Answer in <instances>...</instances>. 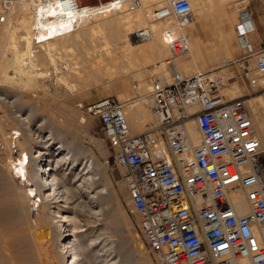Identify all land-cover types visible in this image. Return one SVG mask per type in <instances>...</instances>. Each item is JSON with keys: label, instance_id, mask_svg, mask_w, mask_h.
Masks as SVG:
<instances>
[{"label": "built area", "instance_id": "2783aa9c", "mask_svg": "<svg viewBox=\"0 0 264 264\" xmlns=\"http://www.w3.org/2000/svg\"><path fill=\"white\" fill-rule=\"evenodd\" d=\"M58 1L74 14L56 35L77 29L83 11L90 18L121 5L129 10L142 5V0ZM14 2L0 0V24ZM152 16L173 20L179 28L195 21L191 0H167ZM254 29L252 11L240 8L234 31L241 53L223 60L224 68L233 66L240 79L211 69L183 75L170 67L166 81L153 74L148 95L155 123L149 128L133 133L113 95L84 106L98 118L110 155L123 169L137 226L156 264H264V150L245 105L255 92L264 96V45L252 43ZM164 33L171 57L189 51L185 33L173 35L169 27ZM132 35L148 40L152 30L142 26ZM252 70L262 79L259 84ZM233 80L240 86L242 81L245 91L232 88ZM192 121L199 131L197 143L189 130ZM17 138L12 132L6 145L0 133V152L8 146L16 153ZM232 192L243 193L246 212L237 211Z\"/></svg>", "mask_w": 264, "mask_h": 264}, {"label": "bare ground", "instance_id": "6f19581e", "mask_svg": "<svg viewBox=\"0 0 264 264\" xmlns=\"http://www.w3.org/2000/svg\"><path fill=\"white\" fill-rule=\"evenodd\" d=\"M82 1L93 4L98 0ZM221 1L223 0H219V2ZM166 2L167 0H142V5L133 10H129L125 5H121L108 13L95 15L90 18L87 16V12L83 11L80 13L81 23L77 29L56 35L57 27L64 26L74 13L71 10H63L58 0L49 2L32 0L30 4H23V6H25L22 8L23 10L19 12V18L17 19L16 17L15 21H17L12 24L15 26H13L15 29L11 24L8 27L5 33V41L6 39L12 40L18 33V39L22 43L20 47L19 45L16 46L14 43L10 47L12 49L10 53L9 50H7L8 54L5 53L7 63L0 60V98L6 93L3 86L8 85L13 88V93L8 100L11 103L10 108H12L11 112L13 118L22 126L20 130H18L17 127H12L9 131L7 130V132H5L1 127V123L5 122L9 117L4 118V120L0 116V130L4 137L5 144L7 145L9 143L12 132L18 134V138L15 141L17 152L13 153L8 146H6L4 150L8 151L6 165L10 178L9 180L13 183L12 185H14L16 191V208L21 212L16 222L19 226V228L17 227L19 232L22 233L21 237H18L17 255L15 254V256L20 258L17 257V259L21 261H18L19 264H84L86 262L87 264H91L90 252L88 253L87 244L83 241L87 232L80 234V241L75 240L77 237L75 233H78L77 230L81 227L80 222L85 221V224H87L86 226L92 227L91 223H96L97 221L94 220V218H90V215L82 213V208H80V206L85 205L89 208L91 213L103 211L106 199L102 194L104 190H97L94 184L97 172L103 171L106 167L103 168L98 162L94 163L91 153L86 155L84 159L85 162L82 164L81 169L78 167L79 165L76 164L77 157L75 156L74 141V134L77 127L73 125V121L75 120L77 125L82 127L81 129H86V127L90 125V121L83 114L76 115V109L75 111L74 108L72 110V108L63 102L58 105L50 103L48 98L44 97V94L45 92L48 93L51 91L54 86V90L59 88L62 89L65 96L73 95L80 88L79 85L73 84L75 79L76 81L82 80L80 86L83 87L86 85H101L105 87L106 85H110L112 90L117 92H115L118 96L117 99H121L124 96H122V94L127 89V82H129L127 81L129 80L127 78L129 73L127 66H131L130 68H132V70H139L143 65L151 64L155 74H159L161 80L165 79V76L163 77L161 73H165V71H169V69L162 65V61L165 53L168 54L169 48L164 29L169 27L173 35L180 32L185 33L189 39V51L192 53L190 54L194 57L193 50L191 51L190 39L192 41V48L194 49L195 39H198V37L195 38V36H193L191 27L197 26L200 23H206L204 19H206L205 17L209 13V10L213 11V5L216 0H191L195 13V21L190 24L191 27L188 29L186 27L189 25L179 28L177 23L170 19L153 18V9L157 6L166 4ZM12 9L11 11H13ZM117 12H119V14ZM7 16L9 15L7 14ZM7 19L6 17V21ZM6 21L1 23L0 27ZM92 24L96 25L92 26ZM142 26H147L152 30V36L148 40H143L144 43L134 38L132 35L136 28ZM0 30H2V27ZM103 30L108 32V39L110 38L109 41L112 42L113 45V48H110L106 44V48L103 52L105 55L103 57V53L100 54L99 50V52L96 51V53L93 52L89 55V52L84 50L86 52V66L85 68L83 67L84 69L77 67L76 63H74L76 64V66H74L72 64L73 62L70 64V62L64 61V63L60 61L63 64H59L60 62L56 56L59 51L70 49L76 44L80 45L79 43L85 39L84 37H86V35H89L88 33H91L92 36V33L98 34V32H102ZM0 35L2 37V33H0ZM34 36L39 38V42L34 41ZM113 52H117L121 54V56L113 54ZM119 59H123L122 62L120 60L122 66L119 65ZM176 59V61L174 59L170 60L172 65H170L169 60L165 64L185 75L186 69L189 70V67H192L190 59L187 57ZM80 64L79 62L78 65ZM82 65H85V63ZM157 66L160 68V71L157 70ZM52 74H55L54 78H52ZM254 75L256 76L258 74L252 70V77L255 78L256 84H259L262 79ZM49 79L52 80L53 86L47 83L46 80ZM231 86L232 88L242 90L241 86L235 80L232 81ZM146 88L149 89V85ZM251 100L262 102L264 101V96L258 94L252 99L245 100V105L247 106ZM42 102L48 104L49 108L56 111L58 115L62 114L63 118V120H61L62 129L59 128L61 129L59 131L60 137L52 151L44 150L42 146H39L40 143L38 144L34 139L35 137L31 132V128H29L33 112H40L46 108L42 105ZM39 103H41V105ZM121 104L128 124L129 118L131 117L138 118L141 123H147L146 121L149 120L151 108L148 94L139 102L138 110H136L131 117L128 116L126 109V106L130 103L125 104L124 102ZM248 109L251 112L256 126L252 111L249 107ZM49 112L46 117L50 119ZM44 118L45 117H43V119ZM6 121L10 122V125H12V121H9V119ZM50 121V123H53L54 120L51 119ZM56 121L59 122L60 120ZM134 121H132V123H134ZM138 123L133 124V127L131 126L133 129H131L129 124L131 131L140 132L143 130L146 124L142 125ZM154 123L155 116L154 121L148 128L153 126ZM58 127L61 126L59 125ZM261 127L264 128L263 118H261ZM53 130V128H49L51 135L54 134ZM189 130L193 142L197 143L199 140V131L193 121L189 122ZM262 147L264 150L263 142ZM69 160L71 164L70 171L67 172L65 170L66 172H62L63 170L57 168L58 164L65 166ZM68 174H72V177L68 176ZM112 197H114L116 201L118 211L111 216V220L114 225H116L117 229L118 227L120 228L119 223H121V220H125V218L119 209L118 197L114 194ZM231 197L239 213L248 210L243 193L232 192ZM91 216L93 217L92 214ZM102 228L107 229L104 224ZM99 236L100 234L96 236L93 242L95 243L98 241L101 250L107 253L109 259L106 261H108L109 264H118V253H115L114 241L110 240V238L108 239V237H103L104 235L101 237ZM123 238L124 240L126 239L125 237ZM123 238L121 240L120 249H123L124 245L126 246V244L129 243L125 242L124 244ZM91 240L92 239H90V241ZM131 240L134 247L132 254L134 255H131V257L129 256L128 260L130 259L131 261L133 258L134 262L137 264H152L142 242H136L137 240H135L134 237H132ZM74 241L80 242L79 245L81 248L79 251H75ZM128 247L129 244L124 249L126 250ZM127 250L131 251L129 248ZM53 253L57 255L56 261L52 259ZM130 253L131 252H129V254ZM80 254L82 255L81 259L78 256Z\"/></svg>", "mask_w": 264, "mask_h": 264}, {"label": "rangeland", "instance_id": "374dc122", "mask_svg": "<svg viewBox=\"0 0 264 264\" xmlns=\"http://www.w3.org/2000/svg\"><path fill=\"white\" fill-rule=\"evenodd\" d=\"M31 2H32V0H15L14 4L12 6V8L13 7H15V8L12 9L13 11L8 12L9 16H7V18H8L7 21L1 25L2 30H0V33H2V37L0 35V41L1 40L2 41L0 42V60L4 63H7V57L5 54V53L8 54L7 50H9V53H10L12 51V49L10 47L14 43L16 46L19 45V47L22 45V43L18 39V33L14 37L15 39L14 38H12V40L6 39V41H5V38H6L5 33L7 32V29L10 26V24L12 25L13 23H15L17 21V20L15 21L16 17H17V19L19 18V16H20L19 12L21 10H23L22 8L25 6V5L23 6V4H30ZM220 3H221V5H220ZM213 6H214L213 11L209 10V13L205 17L206 19H204V21L207 24H209L208 27H204L198 34L196 33V30H193L194 35H199V41H200L201 48H202V57H195V56L193 57V55H191L192 53L190 51L187 52L186 54H183V55L171 57L170 51L168 49V54L165 53L166 57L164 56V59L162 61V65L164 67L166 66L167 69H169V71L166 70L165 73H161V75L163 77L165 76V79H163V81H166V79L167 80L170 79V73H169L170 67L168 65H166L165 63L168 60L170 61V60L174 59L176 61L177 60L176 58H186V57L188 59H190L192 67L190 66L189 67L190 69L188 68L189 70L186 69L185 75L193 74L194 72H196L197 69H199V70H210L211 69V70H221L222 72L225 71V72L229 73V75H231V76L236 75V77L238 79H240L236 69H234L233 66L229 67L227 69L224 68L223 58L226 59V58L236 57V56L240 55V53H241V50H240V48L237 44L236 38H235V31H234V26H235V23L237 21L238 11L240 8L245 7L247 9L251 10L253 12V16L259 21L260 26L262 28H264V0H223L221 2H219V0H216V2L214 3ZM222 11L223 12L228 11V14H229V16L233 22V24L230 25L229 21H227V20L225 21V33L227 34V44L225 46L226 47L225 49L223 48L222 44L220 43L219 33L217 32V29H216V20H217V22H219V15L223 13ZM17 12H18V14H17ZM12 13H13V15H12ZM117 13L119 14V12H117ZM95 25L96 24H94V25L92 24V26H95ZM13 26L14 25H12V27ZM1 27H0V29H1ZM190 27L191 26L189 25L186 28L188 29ZM4 30H5V32H4ZM106 32L107 31L103 30L102 32H98V34L92 33V36H91V33H88L89 35H86V37H84L85 39L82 40L81 43H79L80 45L76 44L74 47H72L70 49H67L64 51H59V53H57V55H56L58 57V61L59 62L65 61L68 63L70 62V64H71V62H73L72 64L74 66H76V64H77V67H81V68L84 67L85 68V66H86V60H85L86 59L85 58L86 52L85 51H88L89 52L88 55H89L90 53H93V52L96 53V51L99 50L100 54H101L104 52V49L106 48V44L110 48H113L112 42L109 41L110 38L108 39V35H107L108 32L107 33ZM104 33H106V34H104ZM106 35H107V37H106ZM88 36H90V37H88ZM16 40H17V42H16ZM141 42L144 43V41H141ZM190 42H191V51L193 50L192 52L194 54V49L192 48L191 39H190ZM82 44H83V46H82ZM6 48H8V49H6ZM225 50H226V52H225ZM113 54H117L118 56H121V54H119L117 52H113ZM104 55L105 54L103 53L102 57ZM120 60L122 62L123 59L118 60L119 65L122 66V63L120 64ZM204 60H210V63L208 65L203 66L202 61H204ZM81 61H84V62H81ZM61 62L59 64H63ZM79 62L81 63L80 65H78ZM74 63H76V64H74ZM84 63H85V65H82ZM124 63H123V65H124ZM87 66H88V64H87ZM130 67L131 66H127L128 70H129L128 71L129 73L127 76V78L129 80H127V81H129V82H127L126 91H124V93L122 94V96L124 95L123 96L124 98L123 97L121 99L118 98V100L121 103H124V102H125V104L130 103L129 105L126 106L127 113H128L129 117L133 116V114L136 112V110H138L139 102L144 99V96H147L149 89H147L146 87H148V85L150 83V78L152 77V75L155 74V71L152 68L151 64H147V65L145 64L139 70H132V68H130ZM157 70L160 71V68L158 67ZM51 76H52V78H54L55 74H52ZM257 76L258 75H256L255 77H257ZM51 79L46 80V81L48 84L53 86ZM106 80H108V79H106ZM80 82H82V80L76 81L74 79L73 84L79 85V87L80 88L82 87V88L81 89L79 88L77 90V92L73 95L65 96L64 91L62 89L59 88V89L54 90V86H53L52 90L49 91L51 93L45 92V94H44V97L48 98L50 103L58 105V104H62V102H63L65 104H67L70 108H72V110H73V108H74V111L76 109V111H77V112L75 111L76 115L83 114L90 121V125L88 127H86V129H81L82 127L78 126L77 123L75 122V120L73 121V125L77 127V130L74 134V141H75V156L77 157L76 164L79 165L78 167L81 169L82 164L85 162L84 159H85L86 155H88L90 153L93 155L94 163L98 162L103 168L106 167L103 171L97 172V174L95 176V184H94V186H95V188H97V190H100V189L104 190L102 192V194L106 197V199H105L103 211L99 212V213H91L89 208L86 207L85 205L80 206V208H82L81 209L82 213L90 215V218H92V219L94 218V220H97V221H96V223H91V226L93 228L86 226L87 224H85L86 223L85 221L80 222L81 227L77 230L78 233H75L77 235V237H76L77 239L75 238V240L80 241V239H81L80 234L87 232L86 236H84L83 241H84V243L87 244V245L86 244L85 245L87 246L88 253L90 252L89 255H90L91 264H109V262L106 261L107 259H109V257H107V253H105L104 251L101 250L98 241L95 243L93 242V240L96 238V236L98 234H100L99 237L104 235L103 237H105V238L108 237V239L110 238V240L114 241V247L117 250V252L115 250V253L116 254L118 253V256H117V260H118L117 263L118 264H137L136 262H134L133 258L131 259V261H130V259L128 260L129 256L131 257V255L132 256L134 255V254H132V252H133L132 250L134 247L132 245V240H131V238L134 237V239L137 240L136 242H140V241L142 242V244L144 245V247L148 253L149 259L151 260L152 264H156L154 259H153L152 254H151L150 250L148 249V246H147V244H146V242H145V240H144V238H143L142 234L140 233L139 228L137 226V214L133 210V206L128 199L126 183H125L123 176H122L123 169L118 164H116L114 162L112 156L110 155V150L106 145L105 139L103 138V134H102V130H101L98 118L89 114L84 108V106L87 102H89V101H91V100H93V99H95L101 95L110 94V95H113L115 98H117L118 97L116 94L117 92L113 91L110 85H108V86L106 85V87L101 86V85H98V86L86 85L83 87V86H80L81 85ZM241 86H242L241 88H243L245 91V87H244L242 81H241ZM3 87L6 91V93L3 94L2 97L0 98V106H1L0 107V116L3 119L9 117L8 119H9V121H12L11 122L12 125H10V122L6 121L8 119H6V120L4 119L5 122L1 123V127L5 132H7V130L9 131L10 128H12V127H17L18 130H20V128H22V126L20 125V123L17 120H15L13 118L12 112H11L12 108H10L11 103L8 100L10 95L13 93V88L11 86H8V85L7 86L5 85ZM127 90H128V92H127ZM125 94H126V96H125ZM258 94H259L258 92H255L254 94L246 97L245 100L247 101L248 99H252V98L256 97ZM4 97H6V98H4ZM136 102H138V103H136ZM252 102H254V103H252ZM39 104L41 105V103H39ZM134 104H136V105H134ZM42 105L45 106L47 109L45 108L46 110L43 109L40 112L36 111V113H35V111L33 112L32 120H31V123L29 124L30 125L29 128H31V132L33 133V136L35 137L34 139L37 141L38 144L40 143L39 146H42V148L44 150L52 151L54 149V147L56 146V143L60 137L59 131L62 129V125H61L62 121L61 120H63V118H62L61 113H60L61 115H58V113H56V111H53L52 108H49L48 104L42 102ZM247 106L252 111L253 117L255 118V121H256V129H257V131H259L258 133L261 137V140H263L262 142L264 143V132H263L264 128L261 127V118L264 119V101L256 102L254 100H251L247 104ZM48 112H49L50 119H49V117H46V115H48ZM43 117H45V118L43 119ZM51 119L54 120L53 123H50ZM56 120H60L59 121L60 123ZM131 120L132 121L135 120L134 123H132ZM153 121H154V114H153L151 109H150L149 120L146 121L147 123H141V121L135 117L129 118L130 127L131 126L133 127L134 126L133 124L138 123V122H139L138 124H142V125L146 124L145 127L143 128V130L148 128V126ZM56 122H57V124H56ZM59 125L61 127H58ZM132 127H131V129H133ZM49 128L54 129L53 130L54 134H52V135L50 134L51 132L49 131ZM59 128H61V129H59ZM56 129H57V131H56ZM132 132L137 133L134 130ZM0 133H1V130H0ZM7 153H8L7 150L0 152V237H2V238H0V264H10V263L11 264H15V263L19 264V262H21L19 260L20 258L18 256H15V254L17 255L16 250H17L18 237H21L22 233L19 232V229H18L19 226L16 224V222H17L18 216L21 215V212L18 211V209L16 208V203H17L16 191L14 189V185H12L13 183L9 180L10 178L8 175V170H7V165H6ZM56 155H57V152H56ZM57 168H60L61 170H63L62 172H64L65 170L67 172L70 171V169H71L70 160L68 161V163L65 166H62V164H58ZM68 176L72 177V174H68ZM73 181H75V180H73ZM113 194L116 197H118L117 200H118V203L120 205L119 209L121 210V212L125 218V220L124 219L121 220V223H119L120 228L118 227L117 229H116V225H114V223L111 220V216L118 211L116 201H115L114 197H112ZM15 201H16V203H15ZM15 210H17V211H15ZM91 214L93 215V217L91 216ZM71 215H73V214H71ZM93 224H95V225H93ZM103 224L107 229L102 228ZM19 233H20V236H19ZM105 234H106V236H105ZM123 237L126 238L125 239L126 241L124 240ZM122 238L124 240V244H125V242L126 243L129 242L128 248L131 251L127 250L128 248H126V250L124 249L126 246H128V244H126V246L124 245L123 249H120L121 243H122L121 242ZM90 239H92V240L90 241ZM99 239H101V238H99ZM79 244H80V242L74 241L75 251H79V249L81 248ZM136 244H138V243H136ZM129 252H131V253L129 254ZM78 256L81 259L82 255L80 254ZM17 257L19 259H17ZM13 258H15V259H13ZM52 259L54 261L57 260L56 253H53ZM84 264H87V262Z\"/></svg>", "mask_w": 264, "mask_h": 264}, {"label": "crops", "instance_id": "0c3cea01", "mask_svg": "<svg viewBox=\"0 0 264 264\" xmlns=\"http://www.w3.org/2000/svg\"><path fill=\"white\" fill-rule=\"evenodd\" d=\"M229 21L230 25L233 24L228 11L223 12L222 14L219 15V23L216 22V29L217 32L219 33V40L220 43L222 44L223 48L225 49L226 44H227V34L225 33V21ZM252 20L254 22L255 25V29L251 32L250 34V39L252 41V43L254 44V46L256 48H259L260 46L264 45V28H262L260 26L259 21L253 16V12H252ZM204 27H208L207 23H200L197 26H193L191 27V31L193 34V30H196V33L198 34ZM195 38L198 37V39H195V47H194V56L195 57H202V48H201V44L199 41V35H194ZM226 52V50H225ZM225 58H223L224 60ZM203 66L208 65L210 63V60H204L202 61ZM199 71V69H197ZM196 70V71H197Z\"/></svg>", "mask_w": 264, "mask_h": 264}]
</instances>
